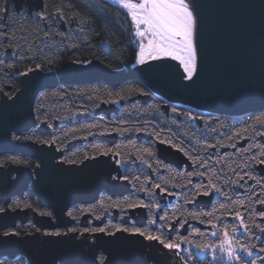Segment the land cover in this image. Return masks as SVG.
I'll return each mask as SVG.
<instances>
[{
  "label": "trees",
  "instance_id": "1",
  "mask_svg": "<svg viewBox=\"0 0 264 264\" xmlns=\"http://www.w3.org/2000/svg\"><path fill=\"white\" fill-rule=\"evenodd\" d=\"M4 3L5 0H0V8ZM7 4L8 16L0 20V32L4 33L0 35V54L9 49L12 55L6 61L0 59V92L8 96L19 86L18 77L14 73L36 68L37 64L40 70L50 71L67 61L83 62L92 59L116 69L128 68L134 60L136 45L131 33V19L124 9L106 0H43L42 9L46 13L44 20L37 18L36 12L28 14L25 10H14L10 0H7ZM57 9L65 21V30L57 27L54 16ZM147 91L139 82L128 80L115 85L101 82L55 85L45 88L35 97L32 104L34 119L49 124L50 134H38L32 129L25 138L38 142L55 140L53 145L61 151L60 159L65 162L81 161L85 154L93 156L98 151L94 148L97 144L104 150L112 149L111 155L120 161L121 176L123 179L127 177L125 180L130 186V193L123 196L99 195L93 202L70 206L66 213L74 220L72 228H79L77 219L83 210L94 217L107 216L114 208L111 207L113 204L119 205L115 208L121 212L129 203L143 202L147 205L148 219L154 218L153 208L149 206L157 204L153 185L160 184L164 189H174L176 198L168 207L162 208L158 223L152 231H162L166 239H175L182 235L179 233L181 226L176 224L175 233L169 237L168 228H162V225L171 223L173 215L177 220L184 218L186 232L183 236H187L191 243H182L196 247L198 244L203 246L216 243L223 228L227 227L231 231L232 227H236L239 231L234 236L238 246L256 245L252 256L242 260L250 264L255 259L256 264H264V252L259 251L264 248V239H260L261 232L253 224V221L264 224L258 215L262 211L257 210L255 203L257 199H264V174L258 173L262 165L252 159L258 156L259 146H264V124L259 123V120L264 119V109L238 116L192 112L193 120H190L189 108L185 106L170 104L165 112L164 101L158 97L153 96L142 102L140 95ZM101 102H114L118 108L107 116L97 115L94 109ZM174 108L176 111H173ZM197 117L199 121L195 119ZM54 122L56 125L52 127ZM109 132L116 135L111 144L99 138L101 134ZM140 132L148 138H138L136 134ZM73 139H80V142L65 149L66 144ZM156 139L171 141L170 144L183 149V153H187L191 160V168L185 170L161 161L155 153ZM143 148H150L152 155L144 153ZM11 161L31 164L33 158L0 154V164ZM201 164L204 166L201 167ZM240 176H244V179L241 180ZM189 180L191 184L187 183ZM233 181L239 183L234 184ZM209 182L217 184L224 195L215 192V198L206 208L188 207L186 201L193 200L192 196L199 186L206 190ZM141 192L142 197L139 195ZM240 199L245 201L243 205L233 203ZM17 204L20 207L29 204L31 207L25 208L38 214L51 213L50 209L38 205L33 193L12 200L8 206L13 208ZM221 204L226 207L220 208ZM0 207H3L1 202ZM237 210L242 213L251 233L239 227L240 222L234 216ZM205 211L213 214L201 216V220L187 218L188 212ZM165 214L169 219L160 221L159 216ZM118 224L122 225L118 220L106 219L99 227L107 226L111 230L112 226ZM145 227L151 230L148 224L142 228ZM33 228L32 222L27 221L16 223L13 230L24 233ZM193 229L197 230V234H192ZM211 232H217L218 235L213 236ZM190 253L192 259L188 264H212L208 255ZM17 258L25 261L23 256ZM97 259L101 261L102 255L99 254Z\"/></svg>",
  "mask_w": 264,
  "mask_h": 264
},
{
  "label": "water",
  "instance_id": "2",
  "mask_svg": "<svg viewBox=\"0 0 264 264\" xmlns=\"http://www.w3.org/2000/svg\"><path fill=\"white\" fill-rule=\"evenodd\" d=\"M12 1H24L34 8L41 6V0ZM108 1L121 7L116 0ZM193 2L200 15V26L197 35L198 71L191 81L183 78L179 61L170 58L116 70L91 59L86 60L87 63L67 61L50 71L29 68L24 72L26 75H20L19 86L12 96L0 95V154H21L37 162L31 169L22 164L0 166V173L6 179L11 178L6 187L0 184V200L5 209L0 212V253L21 255L25 262L31 259L34 264H59L61 260L66 264H96L98 253L107 258V264H151L161 259L165 251L169 252L158 242L145 241L142 237L126 233H118L119 238L112 239L104 233L81 235L64 228L72 223V217L65 213L72 204L91 202L100 193L121 196L129 192L128 182L120 178V166L111 153L83 159V163H68L59 159L61 152L53 144L13 141L11 134L34 127L32 103L35 97L45 88L61 84H117L131 80L139 82L153 94L158 92L166 102L165 109L169 103L175 102L211 114H245L264 109V0ZM144 43L147 44L146 39ZM151 97V94H143L140 99L146 101ZM116 109L112 102L101 103L94 112L107 115ZM36 131L45 134L49 126L40 122ZM136 136L142 137L140 133ZM99 138L111 144L116 135L106 133ZM78 142H68L66 149ZM155 151L156 156L166 163L177 168L183 164L186 169L190 167L184 154L170 144L157 141ZM80 175L84 178L79 188L75 179L78 180ZM27 190L34 193L38 205L51 209L53 218L33 212L31 221L36 226L35 230L4 237L2 230L13 228L16 221L29 219L27 209L6 206V200ZM199 203L200 197L195 198L193 204ZM127 211L125 216L133 218L136 225L144 222V208H128ZM85 217H80L79 225L85 224ZM62 226L61 233L76 237L78 242L87 237V241L74 244L44 235V228ZM93 243L95 247L90 248ZM175 263L176 258L172 256L171 264Z\"/></svg>",
  "mask_w": 264,
  "mask_h": 264
},
{
  "label": "snow or ice",
  "instance_id": "3",
  "mask_svg": "<svg viewBox=\"0 0 264 264\" xmlns=\"http://www.w3.org/2000/svg\"><path fill=\"white\" fill-rule=\"evenodd\" d=\"M116 3L120 4L121 7L127 10V15L131 18L132 25L134 28V36L139 38V50L136 55V63L138 65L146 64L148 61L154 60H164V59H173L179 61L180 66L183 69L184 79L187 81H191L194 75L198 71V56H199V48L197 44V35L200 26V15L196 9V6L193 0H116ZM15 8V5L13 6ZM39 7V5H37ZM9 8L7 4V0H5L4 6L0 8V20L4 17L8 16ZM59 12V9H57ZM36 17L39 19H43L46 13L41 9L40 11L35 13ZM47 35V33H45ZM0 35H4L3 32H0ZM147 40V44L144 43V40ZM84 63H87L85 61ZM36 68H40V65L37 64ZM25 75L27 73H24ZM137 91H140L137 89ZM119 95V94H118ZM173 111H176L174 108ZM259 123L264 124V119L259 120ZM89 127H96V125H89ZM107 131V129H105ZM122 130V131H126ZM139 130V129H137ZM112 131H116L113 129ZM40 143L44 144H53L55 140H42ZM161 143H171V141H161ZM175 147V145H173ZM209 147H214V145H208ZM253 147H257V145H253ZM260 151L258 156L252 157V159L259 163L264 164V146H259ZM94 148L98 151L93 156H88L85 154L84 160L94 159L96 155H109L112 152V149L104 150L101 145H94ZM183 151V149H180ZM249 149H244V151H248ZM144 153H147L149 156L152 155L150 148H143ZM114 155H119V153H114ZM187 155V153H185ZM143 159V157H141ZM120 163V161H116ZM195 162V159H194ZM68 163H83V161H68ZM201 167L204 164L200 165ZM248 166V165H242ZM151 167V165H149ZM171 171V169H170ZM203 175V173H192L191 175ZM244 175H249L245 173ZM251 179H255V177H250ZM127 179V177H124ZM240 179L243 180L244 176H240ZM188 184H191V181H187ZM234 184H238L239 181H233ZM257 184L260 183L259 180L256 181ZM154 188L160 189L161 192L166 191V189L162 188L160 184L153 185ZM180 187V185H177ZM144 191L143 188L140 189ZM210 191H215L216 193H220L224 195L221 191V188L212 182H209L207 189L205 190L203 186H199L192 196L194 200L198 195L208 196ZM255 195V193H252ZM188 203L191 200L186 201ZM102 203V202H101ZM234 204L243 205L245 201L240 199L238 201H233ZM255 203L264 205V199H257ZM145 205L143 202L140 203H129L126 205L127 208H144ZM17 207H20L17 204ZM23 207H31L29 204H24ZM111 207H119V205L113 204ZM149 207L151 208H160V204H152ZM226 205L221 204L220 208H224ZM5 209L0 207V212H3ZM42 215H51V213H41ZM212 212H188L187 218H191L194 220H201V216H211ZM258 215L261 219H264V212H259ZM235 218L240 221V228H243L246 233H251V228L248 224L244 222L242 213L237 210L234 212ZM169 217L167 214L163 216H159L160 221H166ZM171 220L175 221L176 224L183 226L186 223V219L182 218L177 220L175 215H173ZM149 222L153 225L156 223L155 218L150 217ZM203 222V221H201ZM211 224V220L208 221ZM255 228H257L260 232H264V224L255 223L253 221ZM172 228L173 224L168 223L162 225V228ZM39 231V229H37ZM69 232H79L81 235L84 233H104L107 237L112 239H118V233H126L129 236H139L142 237L145 241H155L158 242L159 245L163 246V249L168 250H180L181 243H191V240L187 236H179L175 239L165 238L162 231H152L148 228L142 227H125L123 225H114L111 227V230L105 227H94V228H71L68 230ZM239 231L238 228L232 227L231 231L227 227L223 228L220 232V242L219 244L210 243L206 245H196L197 248H200L203 251L204 247L216 249L218 248L220 252L225 253L227 259L229 261L236 260L241 262V264H248V261L242 260L233 247V242L235 241L234 234ZM16 233L4 232V237H8L10 235H14ZM192 234H197V230L193 229ZM213 236H217V232L211 233ZM46 237H55L57 241L67 240L74 244L76 243H84L87 241V237H85L84 241H77L76 237L70 236L67 233H61L59 231L56 232H46L44 234ZM202 235V233H201ZM255 235V233H252ZM238 243V242H237ZM90 248L95 247V243L89 245ZM240 250L247 253L248 256H252V250L256 248L255 244L251 246H247L244 244H239ZM187 251V249H184ZM259 251L264 252V248H260ZM183 259V258H182ZM192 259V254L190 253L187 259H185V264H187V260ZM213 259H218V257L214 256ZM0 264H34V261L29 259L27 262L23 260V258L14 257L13 254L9 253L7 256L0 253ZM59 264H66L65 261L61 260ZM101 264H107V258H102ZM250 264H256V260H251Z\"/></svg>",
  "mask_w": 264,
  "mask_h": 264
},
{
  "label": "rangeland",
  "instance_id": "4",
  "mask_svg": "<svg viewBox=\"0 0 264 264\" xmlns=\"http://www.w3.org/2000/svg\"><path fill=\"white\" fill-rule=\"evenodd\" d=\"M12 3H13V1L12 0H10ZM41 2V6L39 7V8H34L32 5H29V4H27L26 2H24V1H15V3H13V5H15V6H17V10L16 9H14V10H16V11H21V10H25L28 14H32V12H38V11H40L41 9H42V7H43V0H41L40 1ZM55 18H56V20H57V27L58 28H60L61 30H65V28H66V24H65V21L61 18V16L59 15V13H58V15L57 16H55ZM42 20H44V18L42 19ZM62 21V22H61ZM131 23H132V21H131ZM60 24H62L63 26H61ZM70 24H71V22H70ZM131 33H132V37H133V41L135 42V45H136V52H137V50L139 49V38H136L135 36H134V28H133V25H132V31H131ZM11 52H10V50L9 51H7V50H4V52L2 53V54H0V59H3L4 61H6V60H8V59H10L11 58ZM120 68H122V67H120ZM128 68H130V65H129V67ZM127 68V69H128ZM29 69V68H28ZM56 69V68H55ZM109 69H112V70H116V69H113V68H109ZM126 69V68H125ZM25 70H27V69H25ZM25 70H23V71H19V72H16V73H14L15 74V76H17L18 77V80H19V78H20V75H22L24 72H25ZM125 82V81H124ZM87 84V83H86ZM80 85V84H79ZM40 93V92H39ZM0 95H5V96H7V97H9L8 95H6V94H4L3 92H1V94ZM163 101L165 102V100L163 99ZM33 104V103H32ZM170 104H172V105H182V106H185V107H187V108H189V119L190 120H193V114H192V112H198V111H201V110H195V109H193V108H191V107H188V106H186V105H183V104H181V103H176L175 102V104H173V103H170ZM118 108V107H117ZM117 110V109H116ZM202 113H205V114H210V113H207V112H202ZM196 114V113H195ZM212 115V114H211ZM217 115V114H216ZM192 116V117H191ZM238 116V115H237ZM196 119V118H195ZM36 121V120H35ZM40 122H37L36 121V125L34 126L35 127V129H36V126L39 124ZM48 126H49V131L47 132V133H45V134H50V125L49 124H47ZM55 125H56V123L54 122L53 124H52V127H55ZM39 134H41V133H39ZM45 134H43V135H45ZM75 140H77V141H79L80 142V139H73V140H71V141H75ZM32 141V140H31ZM34 141V140H33ZM35 142H38V141H35ZM70 142V141H69ZM78 142V143H79ZM77 144V143H76ZM172 147H174L172 144H170ZM56 148V147H55ZM65 149H66V147H65ZM176 149H179L178 147L176 148ZM180 150V149H179ZM59 151V150H58ZM181 151V150H180ZM61 152V151H60ZM182 152V151H181ZM155 153H156V151H155ZM4 154H11V155H15V154H12V153H4ZM182 154H183V152H182ZM16 155H20V156H25V155H21V154H16ZM185 156V155H184ZM26 157H28V156H26ZM30 158H32V157H30ZM159 158V157H158ZM59 159H60V157H59ZM160 159V158H159ZM161 160V159H160ZM161 161H163V160H161ZM164 162V161H163ZM164 163H166V162H164ZM190 163V162H189ZM8 164H22V165H24V166H28L30 169L32 168V167H34L36 164H37V162H36V160L33 158V161L31 162V164H23V163H15V162H8V163H6V164H0V166H4V167H6ZM169 164V163H168ZM172 165V164H171ZM189 166H191V165H189ZM262 169H264V168H262ZM261 169V170H262ZM260 170V171H261ZM29 191H31V190H29ZM26 192V191H25ZM32 192V191H31ZM33 193V192H32ZM126 193H130V190H129V192H126ZM126 193H124V194H126ZM214 193H215V191H210L209 192V195L208 196H204V195H198V196H196L195 198H197V197H200V203L199 204H197V205H194L193 203H194V200H191V202L190 203H186V205L188 206V207H200V208H206V207H208V205L211 203V201H212V199L213 198H211L213 195H214ZM23 194H25V196H23V197H27V196H29L30 194L29 193H23ZM106 194V193H105ZM124 194H122V195H124ZM140 194H142L143 195V192H141ZM169 194V196H168V198H164L165 200L164 201H159L158 200V197H156V202H157V204H160L161 205V207L160 208H156V210L158 211L157 213H156V215L157 216H155L154 215V218H157L158 217V215H159V213L161 212V210H162V208H166V207H168L169 206V204L170 203H172L173 201H174V199L176 198V196L174 195V194H172V193H168ZM107 195V194H106ZM109 195V194H108ZM121 195V196H122ZM19 196V195H18ZM18 196H12V197H10L8 200H6V206H8V204H7V202L8 201H12L13 200V198H16V197H18ZM112 196H116V195H112ZM172 196V197H171ZM98 197V196H97ZM96 197V198H97ZM95 198V199H96ZM159 198H160V196H159ZM94 199V200H95ZM162 199V198H161ZM160 199V200H161ZM15 200V199H14ZM93 200V201H94ZM158 200V201H157ZM10 201V202H11ZM93 201H91V202H93ZM0 202L2 203V201L0 200ZM87 203H90V202H87ZM169 203V204H168ZM81 204H84V203H81ZM72 205H75V204H72ZM71 205V206H72ZM10 209H15V208H20V207H10V206H8ZM70 207V206H69ZM68 207V208H69ZM3 208H4V206H3ZM25 208V207H24ZM46 208H48V207H46ZM67 208V209H68ZM25 209H27V208H25ZM48 209H50V208H48ZM127 207L126 208H124V214H122L121 216V218L119 217V219H118V221H119V223H121V224H124V225H131L132 227L133 226H135V227H138V225H136L135 223H134V219L133 218H131V217H126L125 216V212L127 213L128 211H127ZM28 210V209H27ZM51 210V209H50ZM67 211V210H66ZM28 218L31 220V213H33V212H35V211H29L28 210ZM66 213V212H65ZM40 215H42V214H40ZM66 215H68L67 213H66ZM116 215L117 214H113L111 211H110V213H108L107 214V216H105V218H107V219H109V220H112V221H116V220H114L115 218H116ZM49 216H51L52 217V212H51V215H49ZM53 218V217H52ZM158 220V219H157ZM73 221V220H72ZM24 223V222H26V221H16L15 222V225H16V223ZM143 223H146V224H150V222H149V219H148V214H147V212H145V217H144V222ZM141 224V225H139L140 227H143V226H145L144 224ZM32 224H33V222H32ZM72 223H70L69 225H65L64 226V228L68 231L69 230V226L71 225ZM171 224H173V227L172 228H168L167 229V235L170 237V236H172L174 233H175V226H176V223H175V221H172L171 222ZM14 225V226H15ZM34 225V224H33ZM198 226H200L199 224H197ZM34 227H35V229H36V226L34 225ZM14 228V227H13ZM13 228H6V229H4V230H2L1 232L2 233H4V232H13L14 230H13ZM34 229V230H35ZM170 230V231H169ZM172 230V231H171ZM186 230V229H185ZM184 230V231H185ZM31 231H33V230H31ZM31 231H26V232H31ZM56 231H59V232H62L63 231V226L62 227H53V228H44L43 229V232H48V233H50V232H56ZM15 233H17V232H15ZM25 233V232H24ZM212 233V232H211ZM262 233V232H261ZM19 234H22V233H19ZM219 242H220V238L219 239H217V242H216V244H219ZM233 247L236 249V251H237V253H238V255L240 256V257H242V259H249L251 256H248L247 255V253H245V252H243L242 250H240V248H239V246L235 243V241L233 242ZM188 248H191V251H189L188 250ZM184 249H187V251H184ZM170 253H174L175 254V258H176V263L175 264H185V259H187V257L189 256V254H190V252H194V253H196V254H200V255H208L209 256V258H210V261L212 262V264H239L238 263V261H236V260H231V261H229L228 259H227V256H226V254L225 253H222V252H220L219 251V249L218 248H216V249H212V248H208V247H204L203 248V251H201V249L200 248H197V247H195V246H193V245H190V244H182L181 245V249L180 250H168ZM99 254H101L102 255V258H103V254L102 253H98L97 255H96V258L99 256ZM21 256V255H20ZM214 256H216V257H218V259H213V257ZM183 258V259H182ZM189 261L190 260H187V264L189 263ZM101 262V261H100Z\"/></svg>",
  "mask_w": 264,
  "mask_h": 264
},
{
  "label": "flooded vegetation",
  "instance_id": "5",
  "mask_svg": "<svg viewBox=\"0 0 264 264\" xmlns=\"http://www.w3.org/2000/svg\"><path fill=\"white\" fill-rule=\"evenodd\" d=\"M15 92V91H14ZM0 94H1V92H0ZM13 94H11L10 96H12ZM34 130V132H37L36 131V129H35V127H31V128H29L28 130H26V131H24V132H19V133H15V132H12V134H11V138H12V140L13 141H23V140H31V139H28V138H25L24 136L26 135V134H28L29 133V131L30 130ZM38 133V132H37ZM39 134V133H38ZM43 135V134H42ZM33 141V140H32ZM183 152V151H182ZM184 154V153H183ZM185 155V154H184ZM185 156H187V155H185ZM84 159V158H83ZM82 159V160H83ZM189 162H190V165L192 166V163H191V160L189 159ZM118 165V164H117ZM259 165H262V164H259ZM191 166L189 167V169L191 168ZM263 166V165H262ZM185 168V165L183 164L180 168ZM262 168V167H261ZM185 170H187V169H185ZM0 171H1V168H0ZM82 178H84V176L83 175H80V177H78V180H76L75 179V181L76 182H79V188H80V183H81V179ZM11 179V178H10ZM10 179H6L5 178V176H4V174L3 173H0V184H2L3 186H5L6 187V185H8V180H10ZM83 181H85V180H82V182ZM129 185V184H128ZM154 189V195H155V197H158V200L159 201H164L165 199V197L166 198H168V196H169V192L170 193H172V194H174L175 195V193H174V189H170V188H168V187H166L165 189H166V191H164V192H161L160 191V189H156V188H153ZM27 193H29V194H31L32 192L31 191H29V190H27L26 191ZM34 194V193H33ZM127 194V193H126ZM99 195H106V194H104V193H100ZM98 195V196H99ZM108 195V194H107ZM123 196V195H122ZM140 196H143L142 194H140ZM159 196H160V198H159ZM215 193H214V195L211 197V198H215ZM118 197V196H117ZM172 197V196H171ZM16 198H19V196L18 197H16ZM16 198H13V200L14 199H16ZM162 198V199H161ZM161 199V200H160ZM157 200V201H158ZM11 201V200H10ZM10 201H8L7 202V204L10 202ZM76 204H81V203H75V205ZM169 204V203H168ZM195 207V206H194ZM20 208H24V207H20ZM195 208H200V207H195ZM256 208H257V210H259V211H262V212H264V205H260V204H256ZM30 211V210H29ZM159 211V210H158ZM157 210H156V208H153V212H154V215L155 216H157L156 215V213L158 212ZM111 212L115 215V214H117L116 215V218L114 219V220H118L119 219V217L121 218L122 216V214H124V209H122L121 210V212H118L117 211V209L114 207V208H112L111 209ZM126 213V212H125ZM82 215H86V217H85V221H84V225L83 226H81V225H79V221H80V217L82 216ZM106 219L107 218H105V216H100V217H94V216H91L90 215V213L88 212V211H86V210H83L82 212H81V214L78 216V219H77V225L79 226V228L78 229H80V228H94V227H99L102 223H104L105 221H106ZM72 220H73V218H72ZM264 220V219H263ZM27 221H31L30 219H28ZM26 221V222H27ZM95 221H98V223L97 224H95V223H93V222H95ZM32 222V221H31ZM74 223V220L72 221V224ZM72 224L68 227L69 229H71L72 228ZM122 225H124V224H122ZM35 229V227L33 228V230ZM155 229V228H154ZM186 228L185 227H183V226H181L180 227V229H179V233L180 234H185V232H186V230H185ZM185 230V231H184ZM182 234V235H183ZM173 251V250H172ZM172 256L174 257L175 256V254L174 253H171V255L169 254V252H167V251H165V253H164V258L162 257L161 259H156V261L154 262V263H151V264H171V261H172ZM162 259L164 260V261H162Z\"/></svg>",
  "mask_w": 264,
  "mask_h": 264
},
{
  "label": "bare ground",
  "instance_id": "6",
  "mask_svg": "<svg viewBox=\"0 0 264 264\" xmlns=\"http://www.w3.org/2000/svg\"><path fill=\"white\" fill-rule=\"evenodd\" d=\"M106 1H108V0H106ZM109 2V1H108ZM111 3V2H110ZM11 5H12V7L14 6L13 5V3L11 2ZM14 8V7H13ZM14 9H18L16 6H15V8ZM58 15V12L57 11H55L54 12V16H57ZM5 50H7V51H9V49H5ZM139 50V49H138ZM138 50H137V52H138ZM137 52H136V54H135V57H134V60L131 62V64L130 65H132L133 67H136V66H138V64L136 63V55H137ZM68 62H73V61H68ZM122 68H124L125 69V67H122ZM122 68H116V69H122ZM127 69V68H126ZM52 70H54V69H52ZM118 84V83H117ZM61 85H64V84H61ZM109 85H115V84H109ZM148 89V88H147ZM143 94H151V96L153 97V96H155V97H158V98H160V99H162L163 100V98L160 96V94L158 93V92H156V94H153V93H151V90L150 89H148V91L147 92H145V93H142L141 95H143ZM140 95V96H141ZM142 101V100H141ZM143 102V101H142ZM101 103H104V104H108L109 102H101ZM100 103V104H101ZM112 103H114V102H112ZM165 103L166 102H163V110L166 112L167 111V109L169 108V106H170V103L168 104V107L165 109L164 108V105H165ZM99 104V105H100ZM115 105H116V107H118L117 106V104L116 103H114ZM173 104H175V103H173ZM98 105V106H99ZM97 106V107H98ZM96 107V108H97ZM198 112H206V111H198ZM95 113V112H94ZM95 114H100V115H104V116H107V115H105V114H101V113H95ZM211 114V113H210ZM212 115H216V114H212ZM218 115V114H217ZM220 115V114H219ZM231 115H241V114H231ZM196 120L197 121H199V118L197 117L196 118ZM109 133H114V132H109ZM115 134V133H114ZM140 134L142 135V137H144V138H148V136L147 135H145V134H143V133H141L140 132ZM142 137H140V138H142ZM157 141H163V140H158V139H156L155 141H154V146H155V142H157ZM164 144H170V143H164ZM174 148H177V147H174ZM2 154H4V153H2ZM186 159H187V161H189V157L188 156H184ZM259 164V163H258ZM263 165V164H262ZM120 166V165H119ZM262 168H264V165L262 166ZM261 168V169H262ZM184 169H186V168H184ZM187 169H189V168H187ZM120 172H121V167H120ZM258 173H260V174H264V169H262L261 171H259ZM121 175H122V173H121ZM120 178H122V176H120ZM129 190H130V186H129ZM23 193H26V192H23ZM20 194L19 195V198L20 197H23V196H25V194ZM105 194V193H104ZM140 195V194H139ZM140 197H142V196H140ZM144 212H147V209H146V207H144ZM125 215H126V213H125ZM158 217L157 218H155V220H156V223L153 225L152 223H150V224H148V226H149V228L151 229V230H153L155 227H156V224L158 223ZM240 222V221H239ZM144 225L146 224V223H143ZM138 227H140L139 225H138ZM183 227H185L186 228V224H184L183 225ZM13 232H15V231H13ZM19 234V233H18ZM183 234V233H182ZM263 235V236H262ZM260 239L261 240H263L264 239V232H262V233H260ZM182 244H184V243H181V245ZM185 245V244H184ZM168 250V249H167ZM188 250L189 251H191V248H188ZM18 256H20V255H16V256H14V257H18ZM96 260H95V262H96V264H100V261H98V259L97 258H95Z\"/></svg>",
  "mask_w": 264,
  "mask_h": 264
}]
</instances>
